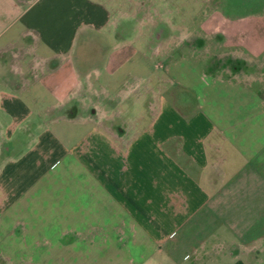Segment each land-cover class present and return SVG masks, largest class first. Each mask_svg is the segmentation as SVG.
I'll list each match as a JSON object with an SVG mask.
<instances>
[{"label": "crops", "instance_id": "1", "mask_svg": "<svg viewBox=\"0 0 264 264\" xmlns=\"http://www.w3.org/2000/svg\"><path fill=\"white\" fill-rule=\"evenodd\" d=\"M181 1L198 10L159 49L152 111L81 117L77 37L116 71ZM0 66V264H264V0H0Z\"/></svg>", "mask_w": 264, "mask_h": 264}, {"label": "rangeland", "instance_id": "2", "mask_svg": "<svg viewBox=\"0 0 264 264\" xmlns=\"http://www.w3.org/2000/svg\"><path fill=\"white\" fill-rule=\"evenodd\" d=\"M171 5V10L166 12V8L162 7V4H155L154 10H151V15L154 21L158 22L154 24L145 23L138 25L140 31L138 33V38L135 39L136 36L133 38V54L127 57V59L124 60V64L116 71H113L114 69L111 70V68H105L104 62L100 61L99 56H90L88 59L78 56L77 59V55L74 54L72 49L74 66L79 72L80 77L87 81L81 83V86L78 90V95L74 96V101L78 105V111L81 117L88 116L89 112H92L94 106L96 105L113 112V121H118L119 123L121 122V118H119L117 115L120 112L124 121L127 122L125 117L131 113L152 111L150 109V105H148V99L152 93L151 89L154 88L156 93L158 92L157 86L154 87L152 84L157 81L158 76H160V74L163 72L161 66L157 67V62L164 60V58H162V56L158 53L159 49L162 47V44H165L174 50V52H179L180 49H175L173 46L176 45V42H178L177 36L180 34V27H182L181 24L187 17L190 23V19L193 17L192 15H195L196 11L198 10V6L196 4L190 6L188 5L187 1L172 2ZM161 9L163 13L161 12ZM164 17L165 21L163 22ZM168 26L171 27V36L169 37V40H155L154 37H150L148 35V28L155 30L164 27L166 28ZM198 26L199 25H186V28L189 31H193L194 29L199 28ZM120 27H123V31L125 30L124 33L121 34V39L128 35L129 32L134 30V25L125 19L121 21ZM95 41L97 42V40ZM111 42L113 43V40H111ZM92 47L93 49L90 47V50H98L97 45ZM200 49L204 51L205 56H207L209 53V61L213 57L212 54L216 52L210 43ZM232 49L233 48L229 49V45L222 44V48L221 46L218 48V53L223 54L224 52V54L221 55L222 57L220 61L217 60L218 63L221 62L226 56L230 57V50ZM208 59L202 60L201 62L205 67H209ZM1 69H3V66H0V70ZM32 95H37L42 97V99L43 97L47 99L49 94H47V92L39 86L34 88V86L31 84L27 97L32 98ZM33 104L34 106H39L37 103ZM42 116L46 117L45 115ZM46 118H39L35 120V123L32 126L35 124H40V126H43L49 124L52 121ZM29 123H31V121H29ZM56 124V127L60 130L69 128L73 129V136H76V132L80 133V125H83L84 122L82 120L70 122L61 120L59 123L56 122ZM11 145L12 147L10 149L13 152L18 151L17 149L13 148V143H11ZM18 146H21L19 142Z\"/></svg>", "mask_w": 264, "mask_h": 264}, {"label": "water", "instance_id": "3", "mask_svg": "<svg viewBox=\"0 0 264 264\" xmlns=\"http://www.w3.org/2000/svg\"><path fill=\"white\" fill-rule=\"evenodd\" d=\"M82 37H83V35H80L77 37L75 44H74V47H73V51H74V54L77 55V59H78V56H82L84 59H88V58H90V56H94V57L99 56L100 61H102L105 57L108 44L105 43V48L102 51H101V49H98L97 51H94L95 52L94 54H92L93 52H92V50H90V47H91V49H93L92 46H96V45H94V43H92V42H88V41L86 42ZM95 40H97V39H95ZM97 47H98V45H97ZM99 50H100V52H99ZM75 60H76V58H75Z\"/></svg>", "mask_w": 264, "mask_h": 264}, {"label": "flooded vegetation", "instance_id": "4", "mask_svg": "<svg viewBox=\"0 0 264 264\" xmlns=\"http://www.w3.org/2000/svg\"><path fill=\"white\" fill-rule=\"evenodd\" d=\"M162 30H164V28L155 29L154 30L155 35H157L158 33H160Z\"/></svg>", "mask_w": 264, "mask_h": 264}]
</instances>
